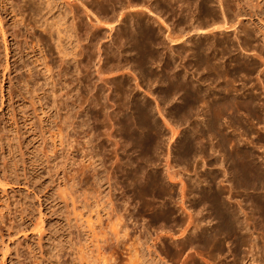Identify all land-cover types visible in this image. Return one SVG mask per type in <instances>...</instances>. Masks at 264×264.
<instances>
[{
	"label": "rangeland",
	"instance_id": "374dc122",
	"mask_svg": "<svg viewBox=\"0 0 264 264\" xmlns=\"http://www.w3.org/2000/svg\"><path fill=\"white\" fill-rule=\"evenodd\" d=\"M88 1L79 0L81 5L77 2L79 8H74L82 12L81 22L73 19L63 0H19V8H12L10 0L3 2L11 25L34 26L36 37H41L40 46L34 49L15 45L5 32L0 1V25L5 37L8 36L5 44L0 27V264H264V0ZM124 2L126 7L132 2L134 13L141 14L144 20L125 30L121 28L122 34L116 24L112 32L111 28L106 30L107 35L103 28L110 20L102 9H109L111 13L110 9L115 6H125ZM94 9L101 13L91 15L89 12ZM100 14L108 19L100 20L104 25L97 23L101 28L89 27L87 16L95 22ZM97 62L109 65V69L123 65L126 71L133 70L141 87H136L134 79L130 78L129 88L138 97L152 100L151 91L165 94L177 91L184 96L177 109L184 110L187 94L191 113L187 107L188 114L174 118L176 122L172 125L181 126L175 127L176 133L174 126V131L170 130L171 123L165 124L157 113L151 118L150 129L139 127L128 116L119 127L115 122L123 116L105 115L104 110L86 101ZM218 114L222 115L219 120L224 124L231 119L226 123L228 127L217 121ZM209 121L215 126L211 133L205 128L210 125ZM190 125L204 134L200 135V140L205 143L193 144L185 153L189 158L177 157L175 155L183 150L180 141L187 140L191 134L185 129ZM142 129L143 132L148 129L162 147L155 154L145 152V159L137 137L138 133H143ZM218 131L223 133L222 150L216 146L220 137ZM212 134L215 144L208 139ZM132 139L130 142L138 148L137 153H141L140 160H132L133 164L129 161L134 154L129 142ZM232 146L247 150L240 151L241 154L232 148L229 152ZM199 151L204 152L208 160L203 161ZM191 157L197 162L195 165ZM222 157L224 160L220 159ZM244 159L248 161V164L243 162L246 167L241 162ZM218 160L223 165L220 169L230 167L232 175L230 170L227 174L219 171L221 162ZM238 162L248 174L260 171L261 176L257 171L255 174L262 179L257 174L253 176V172L247 177ZM135 163L140 164L141 170L133 167ZM166 167L172 173L175 170L172 176L176 181L184 180L182 191L187 193V198H181V189L178 192L182 196H179L176 188L181 187V183L171 182L174 179L169 178L171 173L166 174ZM76 170L83 180L80 195L73 193ZM142 175L146 176L145 181ZM188 179H198L202 185ZM247 190L253 192L246 193ZM196 195L200 197L197 199ZM40 221L43 224L38 225ZM163 223H167L166 226ZM218 225L223 226L225 232ZM227 225L231 227L228 229ZM14 229L29 235L18 241L24 232L16 235ZM35 231H42L43 235L40 238L30 235ZM189 243L190 248L185 245ZM184 250L187 254L181 252Z\"/></svg>",
	"mask_w": 264,
	"mask_h": 264
},
{
	"label": "bare ground",
	"instance_id": "6f19581e",
	"mask_svg": "<svg viewBox=\"0 0 264 264\" xmlns=\"http://www.w3.org/2000/svg\"><path fill=\"white\" fill-rule=\"evenodd\" d=\"M1 1V5H2V3L4 2L5 3V1L6 0H0ZM33 1V0H32ZM77 0H63V3H64V5H66L68 8H69V10L72 12V15H73V19L75 18V20L76 21H78V22H81L82 20V17H81V13L82 12H78V9H77V12L76 11H74L75 9L74 8H76V6L78 7V5H81V4H79V0L77 1L78 2V5H77V2H76ZM130 1V0H129ZM132 1H134V0H132ZM149 1V0H148ZM89 3H90V0L88 1ZM94 2V1H93ZM93 2L91 1V3L93 4ZM96 2V1H95ZM95 2H94V4H95ZM122 2H123V0H122ZM10 5H11V7L12 8H16V7H18L19 8V0H10ZM33 3V2H32ZM80 3H81V1H80ZM83 3V2H82ZM98 4H99V2H97ZM113 3V2H112ZM116 3V2H115ZM126 3H127V1H126ZM130 3V2H129ZM128 3V4H129ZM147 3V2H146ZM146 3H144V4H146ZM84 4V3H83ZM102 4V3H101ZM128 4H127V6H128ZM132 4V2L130 3V5L128 6V7H126V5H125V2L123 3V5H125V6H121V7H119V8H117L116 6L113 8V9H110V10H112L111 11V13L108 11V10H106L103 6H104V4H103V6H102V8H104V10L102 9V11H103V15L105 16V17H107L110 21H108V22H110V23H108V22H105V20H108V19H106L104 16H101L102 14H100L99 16V18L97 17V16H95V17H97L96 19H95V22H94V20H93V22L94 23H96V24H94L93 22H92V19H91V17H88L87 16V24H88V22H89V27L91 26L92 28H94L95 27V25L97 26V27H100L101 28V25H99V24H102L103 22H105L107 25H105V27L103 28V30H105V32H107L106 30H108L109 28H111V29H109L110 31L112 30V28H115V27H113L114 25L116 26V24H117V31H119L121 28L123 29L124 28V30L126 29V28H130V27H133V25H134V23L135 22H140V21H142V20H144V17H142V16H137V13H134V9L132 8L133 7V5H131ZM6 5V4H5ZM5 5H2L1 6V9H2V11H3V13H2V15L3 16H1V18H3V20H4V23L2 24L4 27H6V31L5 32H7L11 37L10 38H13V40H14V44L15 45H17V46H21V47H28V48H31V49H34V47L35 46H38L39 44H40V39H41V37L39 38V37H36L37 35H36V33L34 32V26H30V25H27L26 24V26H24L23 28H20V27H16V24H14V25H11L10 23H9V19H8V14H9V12H6L7 10H6V7H5ZM34 6V5H33ZM83 6V7H82ZM81 7L82 8H84V5H82ZM86 6V5H85ZM114 6V5H113ZM147 6V5H146ZM20 7H21V5H20ZM35 7V6H34ZM99 7V6H98ZM106 7V6H105ZM108 7V6H107ZM112 7V6H111ZM136 7V6H135ZM142 7H143V5H142ZM33 8V7H32ZM36 8V7H35ZM35 8H33V10L35 9ZM79 8V7H78ZM96 9H97V7H96ZM99 9H100V7H99ZM139 9H141V7L140 8H138V9H136V11H138ZM85 10H86V7H85ZM85 10H83V11H85ZM143 10V9H142ZM146 10V9H145ZM148 10H150V8L148 9ZM36 11H37V9H36ZM81 11V10H80ZM88 11V10H87ZM133 11V12H132ZM135 11V12H136ZM89 12V11H88ZM141 12V11H140ZM143 13H144V11H142ZM147 12V11H146ZM149 12V11H148ZM151 12V11H150ZM153 12V11H152ZM152 12L150 13V14H152ZM90 14L91 13H93V14H99V13H101V12H99V13H96L95 12V9H94V12H89ZM93 14H91V15H93ZM139 14V13H138ZM1 15V14H0ZM87 15H89L88 13H87ZM90 16V15H89ZM81 17V18H80ZM102 17V19H100ZM140 17V18H139ZM103 18H105V19H103ZM147 18V17H146ZM158 18V17H157ZM148 19V18H147ZM146 19V20H147ZM79 20H81V21H79ZM100 20H104L102 23H99L100 22ZM97 21V22H96ZM84 22V21H83ZM2 23V20L0 19V24ZM97 23H99V24H97ZM75 24V23H74ZM86 24V23H85ZM2 25H0V27H1V31H2V33L1 34H3V36H1V37H3V40L5 41V44H7L6 43V37H8V36H6L5 37V32H4V29H3V27H2ZM5 25H7V26H5ZM18 25V24H17ZM103 25H104V23H103ZM145 24H143V26H144ZM75 27V26H74ZM96 28V27H95ZM121 29V30H122ZM91 30H93V29H91ZM101 30V29H100ZM114 30V29H113ZM121 30H120V33H121ZM123 30V31H124ZM136 30V29H135ZM116 31V32H117ZM123 31H122V33H123ZM91 32V31H90ZM112 32V31H111ZM87 33V32H86ZM118 33V32H117ZM121 33V34H122ZM150 33V32H149ZM89 34V33H88ZM107 35H108V32L106 33ZM111 34V33H110ZM78 35V34H77ZM121 36V35H120ZM81 37V36H80ZM79 37V38H80ZM88 37H89V35H88ZM115 37V36H114ZM92 38V37H91ZM122 38V37H121ZM8 39V38H7ZM103 39V38H102ZM11 40V39H10ZM43 40V39H42ZM80 40V39H79ZM116 40V39H115ZM124 40V39H123ZM77 41V40H76ZM86 41V40H85ZM97 41V40H96ZM7 42H9V41H7ZM11 42V41H10ZM83 42V41H82ZM81 42V43H82ZM88 42V41H87ZM92 42H94L93 41V39H92ZM78 43V42H77ZM112 43V42H111ZM14 44H12L13 46H14ZM105 44V43H104ZM211 44V43H210ZM95 45H98V44H96V42H95ZM40 46V45H39ZM101 46V45H100ZM102 46H103V44H102ZM115 46V45H114ZM89 47V46H88ZM96 47V46H95ZM82 48H83V46H82ZM99 48V47H98ZM97 48V49H98ZM81 49V48H80ZM84 49V48H83ZM111 49V48H110ZM120 49V48H119ZM86 50V49H85ZM81 51V50H80ZM99 51H101V50H99ZM112 51H113V49H112ZM109 52V51H108ZM107 52V53H108ZM97 52H95V54H96ZM119 53V52H118ZM117 53V54H118ZM101 54H102V52H101ZM98 55V54H97ZM99 56V55H98ZM102 56V55H101ZM101 56H99V57H101ZM125 56V55H124ZM22 57V56H21ZM78 57V56H77ZM103 57V56H102ZM112 58V57H111ZM96 59V58H95ZM97 59H98V57H97ZM103 59V58H102ZM105 59V58H104ZM1 61V60H0ZM91 61V60H90ZM117 61V60H116ZM115 61V62H116ZM119 61V60H118ZM8 62V61H7ZM100 62H101V60H100ZM105 62V61H104ZM103 62V63H104ZM111 62V61H110ZM114 62V63H115ZM9 63V62H8ZM93 63V62H92ZM123 62H121V64H122ZM97 64H98V62H97ZM106 64H108L107 63V61H106ZM118 64V63H117ZM0 65H1V62H0ZM87 65V64H86ZM85 65V66H86ZM7 66V65H6ZM109 66V65H108ZM106 67V65L105 64H102V63H100V64H98L97 65V67H95V70H93L94 72H92V75H91V77H93V83H92V87H88L87 89H89L88 90V97H87V99H86V101H88L89 102V104H93V105H95V106H98L99 107V109L100 110H104V112H105V115L107 114V115H117V114H119V115H121V116H123L122 118H119L118 119V122H115L116 123V125H118L119 124V127H121V125L123 126L124 124L122 123V119L125 117V116H128V117H131V118H133L132 120H135V123L139 126V127H142V128H145V127H147V128H149V126H151L152 125V123L153 122H151V118H153L154 119V114L155 113H157L159 116L158 117H160L161 119H162V121L165 123V124H170L171 123V125H169L168 127H169V129L171 130H173L174 131V129H173V126H174V128L176 127V128H180L181 126H179L178 124H180L181 122H179V120L177 119V125L178 126H176V125H172V122L173 121H175L174 120V118L176 119V117H179V118H183V116L184 115H186V114H184V113H187V111H188V113L190 112L191 113V111H189V109L190 108H192V107H190L189 108V106H191V105H189L190 104V102H191V100H190V98H188V95L186 94V96H185V104H186V107L185 106H183V107H185L184 108V110L183 109H177L178 107V104L182 101V98L184 97H182V95H180V94H178L177 93V91H171L170 93H168V91H167V93L165 94V93H160L159 91L158 92H156V91H151V92H149V94L150 93H152V96H151V99L153 100H150L149 98H146V97H138L136 94H135V92L133 91V89H130L129 87V82L131 81V79L130 78H133L134 80H133V82H135V85H136V87H138L139 88V86H140V82H139V80H138V77L135 75V73H133L132 71H130L129 69H128V71H126V69L123 67V65H113L114 66V68H113V66H110V67H112V68H110L109 69V67ZM8 67V66H7ZM125 67H127V66H125ZM228 70V69H227ZM136 71V70H135ZM230 72V71H229ZM89 73H90V71H89ZM220 73V72H219ZM218 73V74H219ZM3 76H4V72H3ZM183 76V75H182ZM81 77V76H80ZM11 79H12V77H11V73H9V80H10V82H11ZM92 79V78H91ZM218 80V79H217ZM86 83V82H85ZM183 83V82H182ZM185 84V83H184ZM89 85V86H90ZM148 85V84H147ZM88 86V85H87ZM195 86H196V84H195ZM141 87V86H140ZM185 87H186V85H185ZM194 87V86H193ZM136 89V88H135ZM217 89V88H216ZM219 89V88H218ZM156 90V89H155ZM166 92V91H165ZM245 92H246V90H245ZM158 93V94H157ZM151 95V94H150ZM149 95V96H150ZM191 95V94H190ZM221 95V94H220ZM222 96V95H221ZM223 96H225V95H223ZM223 98H225V97H223ZM171 99H173V100H171ZM254 99V98H253ZM255 100V99H254ZM85 101V102H86ZM221 101V100H220ZM244 103V102H243ZM257 103V102H256ZM82 104V103H81ZM246 105V104H245ZM90 106V105H89ZM187 107H188V110L186 111V109H187ZM220 108V107H219ZM250 108V107H249ZM174 109H175V111H174ZM222 109H223V107H222ZM177 110V111H176ZM182 110H183V112H182ZM193 110V109H192ZM219 110V109H218ZM261 110V109H260ZM203 111H206V110H203ZM217 111V110H216ZM242 111V110H241ZM221 112V111H220ZM187 113V114H188ZM156 115V114H155ZM219 115V114H218ZM220 116H222V115H219L218 117H216L217 118V121L219 120V117ZM224 116V115H223ZM155 117H157V116H155ZM186 117V116H185ZM184 117V118H185ZM229 117V116H228ZM221 118V117H220ZM223 118H225L226 119V116H224ZM248 118H250V117H248ZM125 119V118H124ZM153 119H152V121H153ZM188 119V118H187ZM186 119V120H187ZM228 119V118H227ZM127 120V119H126ZM229 120H231V119H229ZM229 120L227 121V122H229ZM233 120V119H232ZM259 120V119H258ZM109 121V120H108ZM154 121H156V120H154ZM188 121H189V119H188ZM207 121V120H206ZM216 121V120H215ZM223 121V120H222ZM235 121V120H234ZM130 122V121H129ZM176 122V121H175ZM190 122V121H189ZM219 122H220V120H219ZM224 122V121H223ZM226 122V123H227ZM232 121H230V123H231ZM260 122V121H259ZM109 123V122H108ZM112 123V122H111ZM114 123V124H115ZM125 123V122H124ZM134 123V124H135ZM156 123H157V121H156ZM155 123V124H156ZM187 123V122H186ZM220 123H222V122H220ZM224 124V123H222V124H224V125H228V124ZM236 123V122H235ZM176 124V123H175ZM207 124V123H206ZM208 124H210V125H208ZM208 129H207V127H205L206 128V130H208L210 133H211V130H213L214 129V123H212V122H208ZM218 124V123H217ZM234 124V123H233ZM233 124H231V125H233ZM252 124V123H251ZM136 125V126H137ZM181 125V124H180ZM192 125V124H191ZM191 125H190V127H189V129H187V126H186V130H188V133H190L191 132V134H190V136L188 137V139L187 140H185V138H183L181 141H180V145L179 146H181L182 148L181 149H183L182 151H180L179 153H177L178 155H175V156H177V157H179V155H181L182 157L185 155V153H186V151L188 150V151H190L189 149L192 147V145L193 144H197V145H200L199 143L200 142H202V144H204L205 143V140H203V141H201L202 140V138H200L201 136L203 137V135H201V133H198V132H196L197 131V128L196 129H193L192 127H191ZM196 125V124H195ZM195 125H194V127H195ZM125 126H126V124H125ZM163 126V125H162ZM171 126H172V128H171ZM218 126H220V125H218ZM197 127V126H196ZM228 127V126H227ZM176 128H175V133H176ZM178 128V129H179ZM204 128V127H203ZM258 128V127H257ZM150 129V128H149ZM177 129V130H178ZM147 130L148 129H146V131H144L143 132V129H142V134H140V133H138V135L139 136H137L138 137V139H139V142L141 141V146H142V148H143V151H144V154L142 153V156L144 157L146 154H145V152L146 153H149L150 151V153H154V152H159L160 151V149L162 148L161 147V145H160V143H158V141L156 140L155 141V139L153 138V136H151L150 135V133H148L147 132ZM196 130V131H195ZM232 130V129H231ZM249 130V129H248ZM248 130H246V131H248ZM261 130V129H260ZM139 131V130H138ZM149 131V130H148ZM172 131V132H173ZM222 131V130H221ZM151 132V131H150ZM187 132V131H186ZM215 132V131H214ZM219 132V131H218ZM217 132V133H218ZM244 132V131H243ZM183 133V132H182ZM207 134H208V132H206ZM240 133V132H239ZM180 134V133H179ZM223 134V133H222ZM221 134V132H219L218 133V135H220V137H219V140H218V143L216 144V146L217 147H219V149L220 150H222L223 148H224V144H223V135ZM235 134V133H234ZM137 135V134H136ZM201 135V136H200ZM213 135V136H212ZM210 137H208V139L210 140L211 139V137H213L214 138V134H212ZM232 135V134H231ZM240 135H241V133H240ZM242 135H244L243 133H242ZM246 135V134H245ZM124 136V135H123ZM154 136H156V135H154ZM183 136V135H182ZM185 136H187V134L185 135ZM207 136H209V134L208 135H206V137ZM112 137V136H111ZM122 137V136H121ZM136 137V136H135ZM181 137V136H180ZM205 137V139H207ZM242 137V136H241ZM229 138H230V135H229ZM246 138H247V136H246ZM136 139V138H135ZM137 139V140H138ZM201 139V140H200ZM204 139V138H203ZM235 139V138H234ZM249 139V138H248ZM180 140V139H179ZM128 141V140H127ZM127 141H125L126 142V144L127 143H129L130 141H133V139L132 140H129V142H127ZM211 141H212V143L213 144H215L214 142H213V140L211 139ZM160 142V141H159ZM204 142V143H203ZM226 141H224V143H225ZM231 142H232V140H231ZM138 143V142H137ZM229 143V142H228ZM227 143V144H228ZM233 143V142H232ZM231 143V144H232ZM130 144L131 145H133L132 146V148H130L132 151V154H133V152H134V154L132 155V156H130V158H129V161H131V163H132V160H134V162L135 161H137L138 159H139V156H140V158H141V153L140 152H138L137 153V151H139V150H137L136 149V146L134 145V142H133V144L130 142ZM210 145H211V143H209ZM209 144H207V145H209ZM212 144V145H213ZM140 145V144H139ZM176 145V144H175ZM228 145H230V144H228ZM127 146V145H126ZM130 146V145H129ZM138 146V145H137ZM177 147H178V145H176ZM202 146V145H201ZM226 146V145H225ZM235 146V145H234ZM234 146H232L230 149H229V152H230V150L232 149V148H234V151L235 150H239V149H235V147ZM238 146V145H237ZM242 146V145H241ZM200 147V146H199ZM230 147V146H229ZM228 147V148H229ZM240 147V146H239ZM241 148V147H240ZM245 148V147H244ZM243 148V150H239V152L240 151H244V150H247L246 148L244 149ZM110 149V148H109ZM112 149V148H111ZM116 149V148H115ZM141 149V148H140ZM180 149V148H179ZM196 149V148H195ZM217 149V148H216ZM216 149L214 150V149H209L211 152H213L214 153V151H216ZM113 150V149H112ZM137 150V151H136ZM194 150V149H193ZM204 150H205V148H204ZM149 151V152H148ZM210 151H209V153H210ZM224 151V150H223ZM227 151V150H226ZM234 151H233V153H234ZM195 152V151H194ZM198 152V151H197ZM197 152H195V154L197 153ZM200 152V151H199ZM207 152V151H206ZM217 156H218V149H217ZM228 152V151H227ZM231 152H232V150H231ZM236 152H238V151H236ZM235 152V153H236ZM238 152V153H239ZM242 152H240L241 154H243ZM128 153H129V151H128ZM202 153V155H203V153L204 152H200V154ZM221 153V152H220ZM223 153V152H222ZM245 153V152H244ZM247 153V152H246ZM155 154V153H154ZM173 153H171V155H172ZM191 154V153H190ZM207 154V153H206ZM237 154V153H236ZM236 154H234L235 156H236ZM153 155V154H152ZM168 155H169V153H168ZM212 155V154H211ZM216 155V153L214 154V156ZM223 154H221V156H222ZM229 155V154H228ZM239 155V154H238ZM247 155H250V154H248L247 153ZM246 155V156H247ZM148 156V155H147ZM156 156V155H155ZM170 156V155H169ZM186 157H188L187 156V154L185 155ZM195 156V155H194ZM206 156V155H205ZM225 156V155H224ZM245 156V155H244ZM245 156V157H246ZM118 157V156H117ZM120 157V156H119ZM146 157V156H145ZM145 157H144V159H145ZM150 157V159L152 160V158H151V155L149 156ZM154 157V156H153ZM172 157H174V156H172ZM226 157V156H225ZM224 157V158H225ZM245 157H241L242 159L243 158H245ZM250 157V156H249ZM249 157H247V160H248V158ZM167 158V157H166ZM189 158V157H188ZM188 158H186V159H188ZM193 157H191V159H192ZM194 158H196V157H194ZM198 158H199V155H198ZM206 158H208V155H207V157ZM214 158V157H213ZM226 158H228L229 160L231 159L230 158V156H228V157H226ZM146 159H149V158H146ZM197 159V158H196ZM205 157H204V155H203V158H202V160L203 161H205V160H208V159H205ZM209 159H210V157H209ZM214 159H216V158H214ZM217 159H219V158H217ZM220 159H223V157L222 158H220ZM120 160V159H119ZM140 160V159H139ZM180 160H183L184 161V159H180ZM224 160V159H223ZM238 160V159H237ZM252 160V159H251ZM175 161H178V160H176L175 159ZM182 161V162H183ZM188 161H190V160H185V162H187L188 163ZM210 161H211V159H210ZM210 161H208V162H210ZM212 161H213V159H212ZM219 161V160H218ZM133 162V163H134ZM169 162V159H168V161H167V163ZM196 162V161H195ZM207 162V161H206ZM221 161H219V163H220ZM233 162H235V161H233ZM233 162H231V163H233ZM237 162V161H236ZM242 162V165H243V167L245 166V164L243 163V162H247V164H248V161H246L245 159L243 160V161H241ZM251 161H249V163H250ZM124 163V162H123ZM132 163V164H133ZM140 163V162H139ZM146 163V162H145ZM170 163V162H169ZM189 163H191V162H189ZM192 163H194L193 162V159H192ZM197 163V162H196ZM196 163H194V165L196 164ZM215 163H217V162H215ZM214 163V164H215ZM219 163H217V164H219ZM230 163V164H231ZM239 163V162H238ZM254 163V162H253ZM128 164L129 165H131L130 164V162H128ZM173 164V163H172ZM210 165H211V163H209ZM214 164H213V166H214ZM216 164V165H217ZM222 164V162L219 164V166ZM223 164H225L226 166H228V164H226V163H223ZM241 163H239L238 165H240ZM246 164V165H247ZM127 165V164H126ZM149 165H151V164H149ZM166 165V164H165ZM170 165H171V163H170ZM170 165H166V166H168V167H170ZM198 165V164H197ZM203 165L204 164H202V167H203ZM250 165V164H249ZM252 165V164H251ZM250 165V166H251ZM133 166V165H132ZM142 166V165H141ZM146 166V165H145ZM173 166V165H172ZM171 166V167H172ZM199 167H200V165H198ZM221 166H223V165H221ZM219 167V171H221V170H223V169H220V168H222V167ZM225 166V167H226ZM232 167L233 166H235V165H231ZM116 167V166H115ZM117 167H118V163H117ZM120 167V166H119ZM133 167H135L136 169H139V170H141L140 169V164L139 165H137L136 163L134 164V166ZM168 167H166V169H168ZM180 167V166H179ZM178 167V168H179ZM184 167H185V164H184ZM224 167V169H226ZM231 167V168H232ZM235 167H237V166H235ZM234 167V168H235ZM240 168H241V165L239 166ZM246 167V166H245ZM251 167H253V165L251 166ZM141 168H143V167H141ZM173 168V167H172ZM174 168H176V167H174ZM191 168H193V167H191ZM209 168H210V166H209ZM218 166L216 167V170L218 171ZM230 168V167H229ZM228 167H227V170H223V171H221V172H225L224 174H227L226 173V171H228V170H230ZM238 168V167H237ZM254 168H255V166H254ZM254 168H252L251 170H254ZM84 169V168H83ZM104 169H106V168H104ZM134 169V168H133ZM196 169V168H195ZM202 169V168H201ZM233 169V168H232ZM242 169V168H241ZM239 169V171H242V170H244L245 171V169ZM255 169H257V166H256V168ZM82 170V169H81ZM170 170V168L167 170L168 172L166 173V174H170V176H169V178H171V179H174V180H171V182L172 181H176L175 180V178H173V173L175 172V170H173V169H171V170H173V173H172V171L170 172L169 171ZM183 170V169H182ZM181 170V171H182ZM191 170V169H190ZM198 170V169H197ZM213 170H214V168H213ZM212 170V172H213V175L215 176L216 174V172L214 173V171ZM120 171H122V170H120ZM125 171V170H124ZM176 171H179L178 169L176 170ZM187 171V170H186ZM193 172L194 171H196V170H192ZM209 171L211 172V169H209ZM244 171H243V173H244ZM250 171V170H249ZM257 170H255V172H256ZM75 173H74V176H73V181H74V188H73V193H75L76 195L79 193V192H81V189H82V187H81V182L83 181L82 180V174H80L79 173V171L78 170H76V171H74ZM180 172V171H179ZM185 172V171H184ZM188 172V171H187ZM192 172V173H193ZM198 172V171H197ZM196 172V173H197ZM251 172V171H250ZM250 172H249V174H250ZM253 172V174H255V172L254 171H252ZM251 172V173H252ZM258 173L260 172V171H257ZM90 173V172H89ZM119 173V172H118ZM135 173V172H134ZM190 173V172H189ZM245 175L247 176V174H248V172H247V170L245 171ZM258 173H256L257 174V176H259V174ZM96 174V173H95ZM105 174H106V172H105ZM144 174V173H143ZM147 175H148V173H146ZM181 174H182V172H181ZM200 174V173H199ZM207 174H210V173H207ZM220 174V173H219ZM223 174V173H222ZM223 174V175H224ZM229 174H231V170H230V173ZM248 174V175H249ZM256 174L255 175H253V176H256ZM183 175V174H182ZM187 175V174H186ZM194 175H195V173H194ZM193 175V176H194ZM211 175H212V173H211ZM222 175V176H223ZM232 175V174H231ZM252 175V174H251ZM250 175V176H251ZM110 176V175H109ZM109 176H108V178H109ZM149 176V175H148ZM167 176V175H166ZM202 175H199V177H201ZM218 176V177H217ZM216 177H217V179L216 180H218V178H219V175H217ZM222 176H221V179H222ZM256 176V177H257ZM260 176H261V174H260ZM259 176V177H260ZM141 177V176H140ZM142 177H143V175H142ZM146 176H144L143 178H141V179H143L144 180V178H145ZM182 177V176H181ZM191 177V176H190ZM196 177V176H195ZM194 177V178H195ZM198 177V179L200 180V178ZM224 177V176H223ZM229 176L227 175V178H228ZM248 177V176H247ZM96 178V177H95ZM197 178V177H196ZM203 178V177H202ZM201 178V179H202ZM261 178V177H260ZM259 178V179H260ZM125 179H126V177H125ZM140 179V178H139ZM198 179H196L197 181H195V179L194 180H189L188 179V181H191L192 183L193 182H198ZM215 179V178H214ZM249 179V178H248ZM262 179V178H261ZM261 179H260V185H262L261 184ZM85 180V179H84ZM111 180V179H110ZM170 180V179H169ZM203 180V179H202ZM202 180H200L201 182H202ZM207 180V179H206ZM205 180V181H206ZM223 180H225V179H223ZM227 180V179H226ZM234 180V179H233ZM246 180H247V178H246ZM254 180V179H253ZM253 180H251V182L253 181ZM258 180V179H257ZM128 181V180H127ZM145 181V180H144ZM179 181V180H178ZM178 181H176L177 183H175V184H180L181 183V187L179 188V187H177V188H179V189H177L176 188V191L178 192L180 189H181V191H182V189H185L184 188V184L182 183V182H184V180H182V182L181 181H179L180 183H178ZM250 181V180H249ZM129 182V181H128ZM258 182V183H259ZM97 183V182H96ZM142 183V182H141ZM173 183V184H174ZM203 183V182H202ZM225 183V182H224ZM256 183V181L254 182V184ZM72 184V183H71ZM92 184H94V183H92ZM100 184V183H99ZM185 184H186V181H185ZM191 184V183H190ZM193 184H195V183H193ZM200 183L198 182V185H199ZM203 184H205V183H203ZM232 184V183H231ZM249 184H251V183H249ZM254 184H252L253 186H254ZM257 184V183H256ZM184 185V186H183ZM200 185H202V184H200ZM210 185V184H209ZM259 185V184H258ZM258 185H256L257 186V188H258ZM259 185V187H261L262 189H263V187L262 186H260ZM97 186V185H96ZM172 186V185H171ZM177 186V185H176ZM175 186V187H176ZM187 186V185H186ZM188 186H189V183H188ZM187 186V187H188ZM210 186H212V185H210ZM99 187V186H98ZM101 187V186H100ZM153 187V186H152ZM174 187V186H173ZM191 187V186H190ZM193 187V186H192ZM199 187V186H198ZM203 187V186H202ZM88 188H90V187H88ZM195 188H197L196 187V185H195ZM207 189L209 188L208 186L206 187ZM256 188V189H257ZM92 189V188H91ZM188 189H190V188H188ZM193 189V188H192ZM232 189V188H231ZM237 189V188H236ZM249 189V188H248ZM261 189V190H262ZM86 190L87 189H85V192H86ZM170 190V189H169ZM172 190H174V189H172ZM191 190V189H190ZM194 190V189H193ZM209 190V189H208ZM211 190V189H210ZM209 190V191H210ZM252 190V189H251ZM259 190V189H258ZM258 190H256V191H258ZM261 190H259V191H261ZM82 191H83V189H82ZM175 191V190H174ZM184 191V190H183ZM183 191H182V194H183V197H181L182 195H180L181 193H179V196L181 197V198H185L186 196H188L187 195V193H183ZM188 191V190H187ZM208 191V192H209ZM212 191H213V189H212ZM244 191V190H243ZM242 191V192H243ZM246 191V190H245ZM264 191V190H263ZM70 192V191H69ZM89 192V191H88ZM92 192V191H91ZM90 192V193H91ZM168 192H170V191H168ZM176 192V193H177ZM190 192H192V191H190ZM196 192V191H195ZM194 191L192 192V193H195ZM201 193H202V191H200ZM207 192V191H206ZM215 192V191H214ZM249 191L247 190V192L246 193H248ZM253 192V191H252ZM251 192V193H252ZM175 193V192H174ZM198 193V192H197ZM250 193V192H249ZM250 193V194H251ZM92 194V193H91ZM155 194V193H154ZM170 194V193H169ZM172 194H173V192H172ZM209 194V193H208ZM217 194V193H216ZM262 194V193H261ZM75 195V196H76ZM79 195H80V193H79ZM83 195V194H82ZM86 195V194H85ZM194 195V194H193ZM253 195V194H252ZM74 196V195H73ZM164 196V195H163ZM175 196V195H174ZM178 196V197H179ZM185 196V197H184ZM197 196V195H196ZM201 196H202V194H201ZM205 196V195H204ZM210 196V195H209ZM245 196H247L246 194H245ZM165 197V196H164ZM176 197V196H175ZM174 197V198H175ZM179 197V198H180ZM198 197H200V196H197L196 198L198 199ZM203 197V196H202ZM253 197V196H252ZM260 197V196H259ZM258 197V198H259ZM262 197V196H261ZM260 197V198H261ZM105 198V197H104ZM107 198V197H106ZM171 198V197H170ZM187 198V197H186ZM195 198V197H194ZM206 198L207 197H205V199H203V200H205L206 201ZM209 198V197H208ZM72 199V198H71ZM75 199V198H74ZM202 199V198H201ZM213 199V198H212ZM237 199V198H236ZM235 199V200H236ZM247 199H248V197H247ZM77 200V199H76ZM109 200V199H108ZM165 200V199H164ZM188 200V199H187ZM186 200V201H187ZM202 200V201H203ZM254 200H255V195H254ZM263 200H264V198H263ZM189 201H190V199H189ZM247 201V200H246ZM249 201H250V197H249ZM252 201V200H251ZM109 202V204H110V201H108ZM209 202V201H208ZM219 202V201H218ZM112 203V202H111ZM185 203V202H184ZM184 203H182L181 205L184 207V208H187L186 206H184ZM202 203H204V201L202 202ZM213 203V202H212ZM215 203H217V202H215ZM251 202H249V204H250ZM111 205V204H110ZM253 205V204H252ZM254 206L255 205H253L252 207L254 208ZM111 207V206H110ZM125 207V206H124ZM220 207V206H219ZM127 208V207H126ZM251 208V207H250ZM259 208V207H258ZM113 209V208H112ZM122 209V208H121ZM182 209V208H181ZM257 209V208H256ZM255 209V210H256ZM260 209H261V207H260ZM216 210V209H215ZM222 210V209H221ZM253 210V209H252ZM259 210V209H258ZM257 210V211H258ZM244 211V210H243ZM254 211V210H253ZM264 211V210H263ZM117 212V211H116ZM187 213V212H186ZM217 214H218V212H216ZM119 213H117V215H118ZM163 215V214H162ZM197 215H198V213H197ZM218 217H220V216H217V218ZM252 217V216H251ZM116 218H118V217H116ZM191 218V217H190ZM221 218V217H220ZM245 218V217H244ZM110 219V218H109ZM112 219V218H111ZM122 219V218H121ZM246 219V218H245ZM114 220V219H113ZM123 220V219H122ZM187 220V219H186ZM220 220V219H219ZM218 220V221H219ZM42 222H43V220H41ZM38 222L37 224L39 225V223H41V224H43L42 222ZM116 221V219L114 220V222ZM188 221V220H187ZM229 221L230 220H228V222H226V223H228L229 224ZM117 222H119V221H117ZM220 222V221H219ZM223 222H225V220L223 221ZM111 223V222H110ZM187 223V222H186ZM185 223V224H186ZM117 224V223H116ZM161 224V223H160ZM165 224H167V223H165ZM164 223H163V225H165ZM183 224V223H182ZM184 224V225H185ZM217 224V223H216ZM220 224V223H219ZM109 225H112V224H109ZM118 225H120V224H118ZM162 225V226H163ZM195 225H197V223L195 224ZM222 225H224V224H222ZM233 225V224H232ZM237 225V224H236ZM166 226V225H165ZM218 226H221V225H218ZM217 226V227H218ZM230 227H231V225H229ZM235 226V225H234ZM160 227V226H159ZM198 227V226H197ZM216 227V226H215ZM230 227H228V225H227V228L229 229ZM114 228V227H113ZM118 228V227H117ZM166 228V227H165ZM164 228V229H165ZM185 228V227H184ZM195 228V227H194ZM219 229H220V227H218ZM223 228V226H221V229ZM180 229V228H179ZM193 229V228H192ZM198 229V228H197ZM15 230V229H14ZM160 230V229H159ZM162 230V229H161ZM185 230V229H184ZM223 230V229H222ZM225 230H226V228H225ZM233 230V229H232ZM163 231V230H162ZM228 232H229V230H227ZM19 232H24V231H22L21 229H17V230H15V234L16 233H18V234H20ZM115 232H116V230H115ZM155 232V231H154ZM158 232V231H157ZM180 232V231H179ZM184 232V231H183ZM217 232V231H216ZM222 232V231H221ZM223 232H225L224 230H223ZM13 233V234H14ZM43 232L42 231H39V232H33L32 234H30V235H33V236H38L39 238L43 235L42 234ZM160 233H161V231H160ZM159 233V234H160ZM198 233V232H197ZM204 233V232H203ZM227 233V232H226ZM11 234V233H10ZM168 234V233H167ZM178 234V233H177ZM17 235V234H16ZM28 235L29 234H27V233H23L17 240L19 241V239H21V238H26V237H28ZM154 235V234H153ZM161 235V234H160ZM166 235V234H165ZM225 235V234H224ZM232 235V234H231ZM10 236V235H9ZM11 236H12V234H11ZM233 236V235H232ZM162 237V236H161ZM160 238V237H159ZM192 238V237H191ZM201 238V237H200ZM190 239V238H189ZM159 240V239H158ZM187 239H185V241H186ZM177 241V240H176ZM188 241V240H187ZM186 241V242H187ZM184 242V241H183ZM181 243V242H180ZM185 243V242H184ZM190 243H191V241H190ZM185 244V245H190V247H191V244ZM192 243H193V241H192ZM198 243V242H197ZM197 243H195L196 244V246H197ZM157 245V244H156ZM173 245V244H172ZM194 244H192V246H193ZM174 246V245H173ZM187 246H183L184 248L186 247L187 248ZM8 247V246H7ZM180 247V246H179ZM189 247V246H188ZM189 247V248H190ZM220 247V246H219ZM222 247V246H221ZM186 248H185V250H186ZM189 248H187V249H189ZM193 248V247H192ZM191 248V249H192ZM196 248V247H195ZM190 249V250H191ZM174 250V249H173ZM181 250H183V249H181ZM181 251V252H186V251ZM178 252V251H177ZM188 252H190V251H188ZM209 253V252H208ZM166 254V253H165ZM186 254H187V252H186ZM204 254V253H203ZM180 255V254H179ZM189 255V254H188ZM170 256V255H169ZM192 257V256H191ZM209 257V256H208ZM219 257V256H218ZM164 259V258H163ZM184 259V258H183ZM212 260V259H211ZM164 262V261H163ZM165 262H167V261H165ZM158 264V263H157ZM161 264V263H160Z\"/></svg>",
	"mask_w": 264,
	"mask_h": 264
}]
</instances>
